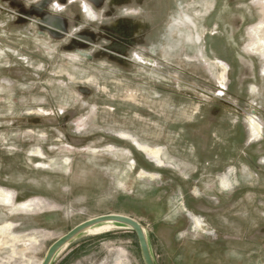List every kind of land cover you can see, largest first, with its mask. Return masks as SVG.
<instances>
[{"label":"rangeland","instance_id":"1","mask_svg":"<svg viewBox=\"0 0 264 264\" xmlns=\"http://www.w3.org/2000/svg\"><path fill=\"white\" fill-rule=\"evenodd\" d=\"M0 187V264H264V0H0Z\"/></svg>","mask_w":264,"mask_h":264},{"label":"water","instance_id":"2","mask_svg":"<svg viewBox=\"0 0 264 264\" xmlns=\"http://www.w3.org/2000/svg\"><path fill=\"white\" fill-rule=\"evenodd\" d=\"M103 224H115L126 227L131 230L137 237L142 258L145 264H157L150 249L148 235L146 229L135 219L122 215H105L88 220L74 229L65 236L57 240L48 250L42 264H52L56 257L66 249L75 239L84 234L88 230Z\"/></svg>","mask_w":264,"mask_h":264},{"label":"bare ground","instance_id":"3","mask_svg":"<svg viewBox=\"0 0 264 264\" xmlns=\"http://www.w3.org/2000/svg\"><path fill=\"white\" fill-rule=\"evenodd\" d=\"M88 12L92 16H93V14H95V13H93V9L92 10L90 9ZM244 50H245V48H244ZM246 50H249V48H247ZM245 52H247V51H245ZM213 63H214L215 66H217L218 68L222 69V71H220V74H219V83H220L221 86H223V85L225 86V84L228 81V79H227L228 68L225 65H223L219 60L214 61ZM224 88H226V87H224ZM256 120L254 118H251L250 132L252 134V137H254V138H256L258 140L261 137L262 126ZM131 139L133 140V142L136 144V146L144 154H146L150 158H154L156 160H159L160 157L158 158V155L160 153V150H159L160 148L159 149H154V148H151L150 146H147V145H144V144L140 143L138 140L134 139L133 137ZM37 155H40L42 157L43 154L41 152H37ZM142 173H144V172H142ZM145 174H147V173H145ZM226 185H227V183H226ZM16 197H18V196H16L15 192L0 187V204L2 206H4V207L11 208L12 212H16V211L17 212L18 211L19 212H21V211H27V212L35 211V208H38V206H40V204L42 203V202L37 201V202H33V203L29 202V203H24V204H18L17 200H16L17 199ZM13 228H14V226L11 223L10 224H6L3 227H0V236L3 237L5 235H7L8 233H10V231ZM96 228H99V227H96ZM93 229H95V228H93Z\"/></svg>","mask_w":264,"mask_h":264}]
</instances>
